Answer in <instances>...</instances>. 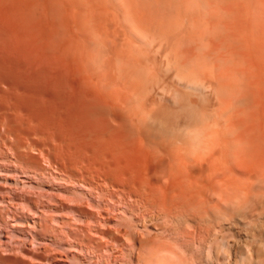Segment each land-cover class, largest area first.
Here are the masks:
<instances>
[{"label": "bare ground", "instance_id": "bare-ground-1", "mask_svg": "<svg viewBox=\"0 0 264 264\" xmlns=\"http://www.w3.org/2000/svg\"><path fill=\"white\" fill-rule=\"evenodd\" d=\"M0 264H264V0H0Z\"/></svg>", "mask_w": 264, "mask_h": 264}]
</instances>
